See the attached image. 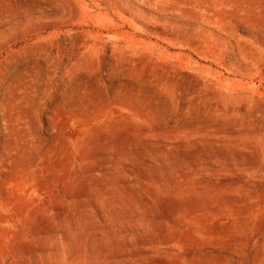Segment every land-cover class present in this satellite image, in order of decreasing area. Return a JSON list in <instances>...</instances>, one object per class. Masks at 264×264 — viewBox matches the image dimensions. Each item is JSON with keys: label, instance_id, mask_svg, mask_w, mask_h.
I'll return each instance as SVG.
<instances>
[{"label": "rangeland", "instance_id": "obj_1", "mask_svg": "<svg viewBox=\"0 0 264 264\" xmlns=\"http://www.w3.org/2000/svg\"><path fill=\"white\" fill-rule=\"evenodd\" d=\"M0 264H264V0H0Z\"/></svg>", "mask_w": 264, "mask_h": 264}]
</instances>
